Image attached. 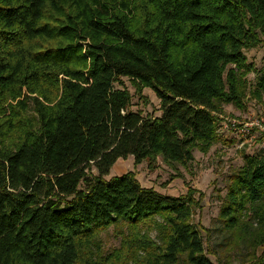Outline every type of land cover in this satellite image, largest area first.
<instances>
[{"label": "trees", "instance_id": "trees-1", "mask_svg": "<svg viewBox=\"0 0 264 264\" xmlns=\"http://www.w3.org/2000/svg\"><path fill=\"white\" fill-rule=\"evenodd\" d=\"M260 44L264 0H0V264H221L194 188L104 175L120 157L185 163L219 142L221 104L263 99L264 58L246 56ZM122 77L153 90L158 116L129 108ZM242 159L215 246L264 264V143Z\"/></svg>", "mask_w": 264, "mask_h": 264}, {"label": "rangeland", "instance_id": "rangeland-1", "mask_svg": "<svg viewBox=\"0 0 264 264\" xmlns=\"http://www.w3.org/2000/svg\"><path fill=\"white\" fill-rule=\"evenodd\" d=\"M249 62L257 69L263 65L264 44L246 51ZM249 81L255 80V73L248 75ZM123 86L131 94L130 109L139 111L142 115L158 116L160 114L159 101L153 90L149 87L142 89L140 97L136 94L128 77H122ZM116 84V83H115ZM116 87L119 85L116 84ZM244 109L237 108L233 104H221L222 111L217 113L219 142L213 144L206 152L193 148V158L185 163L167 162L161 156H157L152 163L143 160L136 163L132 155L118 158L110 167L105 179L131 171L143 187L153 188L159 193L179 196L186 193L187 187L195 189L193 196L199 197V207L192 215L193 221H200L204 227L212 232V247L217 249V256L221 264H247L250 254L249 249L240 242L239 245L230 244L227 247H216L215 242L221 240L215 220L221 203V197L227 189L229 175L243 163L242 153L253 154L263 147L261 142V130L253 128L250 134L242 135L222 125L225 118H233L238 123L250 122L255 119L264 121V96L261 102L248 98ZM242 143V144H241ZM96 174V171H93ZM199 192L202 196L199 195ZM205 236L204 232H202ZM153 235V234H151ZM103 247L106 251L119 247L120 238L113 232L112 227L101 234ZM261 253L256 250V255ZM209 259L216 262V256L207 254Z\"/></svg>", "mask_w": 264, "mask_h": 264}, {"label": "built area", "instance_id": "built-area-1", "mask_svg": "<svg viewBox=\"0 0 264 264\" xmlns=\"http://www.w3.org/2000/svg\"><path fill=\"white\" fill-rule=\"evenodd\" d=\"M225 122L222 123L223 126L226 128L235 131L238 134L247 135L251 133V130L253 128H259L262 133V141L264 143V121L263 119H255L250 122H242L238 123L235 119L231 118H225ZM220 121L218 124V127H220ZM217 127V130H218ZM242 144V143H241Z\"/></svg>", "mask_w": 264, "mask_h": 264}]
</instances>
